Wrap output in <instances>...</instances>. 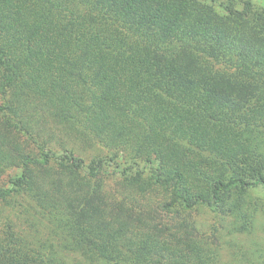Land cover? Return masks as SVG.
<instances>
[{
    "label": "trees",
    "instance_id": "trees-1",
    "mask_svg": "<svg viewBox=\"0 0 264 264\" xmlns=\"http://www.w3.org/2000/svg\"><path fill=\"white\" fill-rule=\"evenodd\" d=\"M262 190L264 0H0V264H264Z\"/></svg>",
    "mask_w": 264,
    "mask_h": 264
},
{
    "label": "rangeland",
    "instance_id": "rangeland-1",
    "mask_svg": "<svg viewBox=\"0 0 264 264\" xmlns=\"http://www.w3.org/2000/svg\"><path fill=\"white\" fill-rule=\"evenodd\" d=\"M259 194L264 197V190L260 191ZM188 215L192 218L197 220V222L200 224V227L202 230L209 231V228L214 223L215 220L212 216L205 213L203 210H191L188 211ZM261 222H264V220H260ZM217 225V224H216ZM210 226V227H208ZM219 227V225H218ZM218 237L220 234L218 232L215 234ZM221 238V237H220ZM248 237L245 239H240L236 236H227L226 238L218 239L217 237L210 236L209 239H207L214 248H216L217 253L219 255L218 257V264H244V256L243 252L247 248V244L249 241ZM263 234L260 230H258L256 240L259 242L261 241L262 244ZM243 242V244L241 243ZM264 244V243H263Z\"/></svg>",
    "mask_w": 264,
    "mask_h": 264
}]
</instances>
